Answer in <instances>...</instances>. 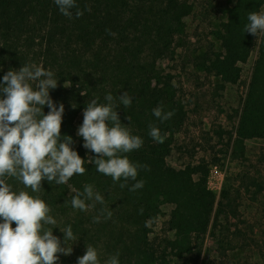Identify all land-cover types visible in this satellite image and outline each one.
<instances>
[{
  "label": "trees",
  "instance_id": "16d2710c",
  "mask_svg": "<svg viewBox=\"0 0 264 264\" xmlns=\"http://www.w3.org/2000/svg\"><path fill=\"white\" fill-rule=\"evenodd\" d=\"M77 5L83 15L76 18L74 9L72 18H68L54 0H0V82L10 69L19 70L27 62L54 72L58 85L49 90L50 97L57 108L61 103L66 104L61 136H71L73 149L86 160L85 174L74 175L69 184L81 192L85 184L93 185L104 196L105 204L96 203L88 211H80L71 206L75 194H68V185L44 180L42 190L33 193L15 178H6L7 182L13 190L38 195L50 206V215L57 224L46 227L54 228L53 234L60 238L63 247H66L64 234L59 228L71 226L78 240L67 242L68 247L72 246V254H59L57 264H78L86 245L97 248L101 264L116 253L120 264H178L150 241V223L160 216L163 198L176 203L169 222L177 231L176 245L167 241L165 248L176 249V257L183 264H200L202 239L214 214L213 196L203 181L192 180L190 172L195 168L188 166L184 172H177L166 164L175 134L183 130L189 115L174 85V77L159 67L161 60L175 55L176 45L186 34V18L193 11V3L190 0H77ZM205 5V15L212 21L213 41L195 58L201 71L215 77L221 88L237 84L242 76V64L257 53L238 125L234 128L235 152H239L244 150V141L264 139V34L255 36L245 31L249 13L264 10V0H206ZM32 84L35 87L36 82ZM124 92L133 100L129 107L117 108L120 120L124 124L127 117V124L137 127L133 135L144 141L138 150L125 155L133 163L147 166L138 169L137 181H143V187L135 191L130 188L136 181H129L121 188L123 179L114 182L88 163L96 154L87 152L83 144L75 148V117L93 99L98 97L99 104H107L105 97L111 94L119 103ZM157 107L174 114L161 121L153 115ZM43 111L47 114L49 108L45 106ZM150 124L160 129L165 137L163 143L149 135ZM214 132L222 136L215 129ZM254 177L245 173L241 182L246 181L264 192V179ZM242 187H231L222 193L221 210L215 216L212 230L220 258L206 264H230L229 253L246 248L239 240L243 238L241 230L232 224L240 219ZM104 207L112 212L111 218L101 216L100 222H94ZM190 235L199 253L188 260Z\"/></svg>",
  "mask_w": 264,
  "mask_h": 264
},
{
  "label": "clouds",
  "instance_id": "9594fccd",
  "mask_svg": "<svg viewBox=\"0 0 264 264\" xmlns=\"http://www.w3.org/2000/svg\"><path fill=\"white\" fill-rule=\"evenodd\" d=\"M54 2L68 18H72L74 9L76 18L83 15L77 0ZM248 21L247 33L264 34V10L250 12ZM31 82H36L35 87ZM57 85L53 71L35 64L23 65L19 70L10 69L0 82V264H57L59 254H72V246L68 247L67 242L78 240L70 225L59 228L64 234L66 247H63L60 238L53 234L54 228L46 227L57 224L50 215V206L38 195L13 190L6 179L15 178L24 188L39 193L44 180L61 185L67 184L74 175L85 174L86 160L73 149V138L61 136L64 105L61 103L57 108L49 94ZM98 99L85 107L77 132L83 138V147L96 154L87 161L114 182L123 179L121 188L129 181H136L130 190L140 189L143 181H137L138 169L147 166L133 163L125 154L138 150L144 141L124 126L117 112L121 105L129 107L133 97L124 92L119 96V103L111 94L105 97L107 104H99ZM45 106L49 108L47 114L43 111ZM173 114L171 111L164 113L162 107L153 109V115L161 121L170 119ZM149 128V135L163 143L165 137L160 129L151 124ZM72 192L75 193L70 201L73 209L86 212L96 203L105 204L104 196L91 184H85L82 192L75 188ZM101 216L110 219L112 212L107 207L101 208L94 222H100ZM78 264H101L97 248L86 245V252L78 257ZM104 264H120L119 253L109 256Z\"/></svg>",
  "mask_w": 264,
  "mask_h": 264
},
{
  "label": "rangeland",
  "instance_id": "374dc122",
  "mask_svg": "<svg viewBox=\"0 0 264 264\" xmlns=\"http://www.w3.org/2000/svg\"><path fill=\"white\" fill-rule=\"evenodd\" d=\"M190 2L194 7L186 18L185 40L183 38L180 44L176 45L174 56L159 62L160 69L174 77V85L189 115L183 130L177 136L175 134L171 143L172 152L165 161L177 172H184L188 166L191 169L195 168L190 172L192 180L203 181L213 196L214 214L209 230L202 239L200 264H206L208 260L219 261L212 230L215 227V216L221 210L222 193L231 187L242 186L240 219L233 220L232 224L238 225L241 230L243 238L239 240L246 248L230 252L228 255L231 256L230 264H264V192H259L246 181L241 182L245 173L255 175L254 178L257 179H264V139L244 141V150L235 152L237 136L234 130L238 125L239 111L246 97L257 53L254 52L242 64V76L237 84H227L221 88L219 81L201 71L195 62L201 49L213 41L210 31L212 21L205 15L206 0ZM32 64L27 62L25 65ZM51 96L54 98L53 94ZM64 105L66 106L65 103ZM117 112L119 115V109ZM124 121L126 124L124 126L130 128L134 134L137 127L134 124H127V117ZM82 122L81 112L74 119L77 136L75 148L79 144H84L83 138L77 135ZM214 129L222 136H217ZM256 171L261 175L259 176ZM69 183L70 180L65 184L70 189L68 194H75ZM161 209L157 221L150 223V241L160 246V251L166 253L174 263L178 261V264H183L184 262L176 257V249L165 248L167 241L176 245L177 231L169 224L176 203L163 198ZM189 239L191 252L186 254L188 260L199 253L195 239L192 236Z\"/></svg>",
  "mask_w": 264,
  "mask_h": 264
}]
</instances>
